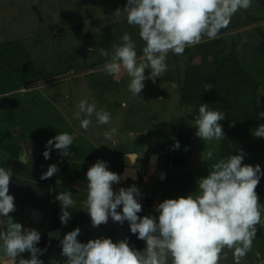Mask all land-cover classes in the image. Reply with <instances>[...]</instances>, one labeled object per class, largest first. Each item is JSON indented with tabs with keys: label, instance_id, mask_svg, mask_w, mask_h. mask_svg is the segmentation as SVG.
<instances>
[{
	"label": "clouds",
	"instance_id": "9594fccd",
	"mask_svg": "<svg viewBox=\"0 0 264 264\" xmlns=\"http://www.w3.org/2000/svg\"><path fill=\"white\" fill-rule=\"evenodd\" d=\"M252 5L253 0H127L123 10L127 13V23L138 27L139 37L145 42L143 56L138 57L135 42L130 34L125 33L122 42L113 44L110 51L101 49L100 55L105 57L103 71L113 77L126 72L130 78V93L140 96L146 79L155 83L166 72L170 52L179 56L186 48L202 43L205 38L215 40L238 11H246ZM89 51L93 52V49ZM146 69H150L147 76ZM213 87V84L206 83L205 92ZM76 109L73 118L85 131L90 127L93 115L101 125L111 123V114L104 109L97 111L96 104L89 103L87 99L80 100ZM259 116L264 117V112ZM224 119V111L211 109L207 103H202L194 121L195 135L203 141L224 140L225 133L219 123ZM252 134L264 138V124ZM116 135V128L103 133L106 140ZM72 144V135L59 133L48 140L43 156L49 159L53 147L62 156H69ZM179 147L177 141L175 148ZM124 155L133 164L139 157L136 153ZM213 156V151L208 150L206 159L211 161ZM21 160L26 163L27 157L22 156ZM243 160L242 150L217 160L211 165L208 175L198 180L197 195L165 199L161 203L156 200L158 205L154 211L142 209L137 201L141 195L134 186L137 184L128 179L120 181L123 168L117 174L108 170L106 162L97 161L86 173L88 183L84 209L91 218L92 227L106 224L109 217L120 224L127 221L131 233L143 240L146 247L142 251L132 248L127 238L115 243L110 238L82 243L78 240L81 230L76 228L60 240L61 255L67 258L65 264H221L227 258L225 249L232 252L234 264H241L252 251L257 226L264 225V204L259 202L256 192L264 173L260 165L243 164ZM146 168L147 165H143L138 180H145ZM58 170L57 165H49L41 179L51 178ZM12 176L11 168L0 167V256L3 257L0 264H43L40 256L46 249L37 247L40 232L14 222L10 215L15 211L14 196L9 194ZM116 183L121 187L118 192L112 188ZM128 183L133 186L124 187ZM55 199L61 205V224L66 225L71 218L69 210L75 208L76 201L69 191L58 193ZM149 199L150 202L155 200ZM145 211L158 212L159 215L143 216ZM140 212L143 217L138 216ZM24 253H30V258H23ZM50 264L60 262L52 259Z\"/></svg>",
	"mask_w": 264,
	"mask_h": 264
},
{
	"label": "rangeland",
	"instance_id": "374dc122",
	"mask_svg": "<svg viewBox=\"0 0 264 264\" xmlns=\"http://www.w3.org/2000/svg\"><path fill=\"white\" fill-rule=\"evenodd\" d=\"M126 3L127 0H0V90L8 88L17 80H19V89L15 92L34 89L44 92L45 86L65 83L81 76V78L87 77L88 81L92 80L90 74L102 70L105 63V57L100 55L101 49L110 51L113 44L122 42L121 38L125 33L130 34L136 44L138 57H142L145 42L139 37L138 27L127 23V13L123 10ZM238 21H241V18L235 14L229 26L222 29L219 35L228 40L237 38L240 44H245L254 42L255 26L264 28L263 21V23L237 27ZM58 39L59 44L56 43ZM48 44L58 45L62 49L72 47L77 52L81 51L85 69L73 71V75L69 71L54 78L57 74L56 69L52 70V65L46 64L47 71L39 72L37 63L39 58L44 61L45 54L49 52V47L46 48ZM90 48L93 52L89 51ZM174 56L181 58L183 54ZM172 57L173 55H168L167 65ZM149 72L150 69H146L145 75L147 76ZM82 82L84 86L81 88H72L73 108L64 106L62 109L65 112L59 108L62 117L72 126L70 135L73 136V144L69 148L70 155L62 156L60 151L53 147L50 151V158H54L51 164L48 163L50 158L45 159L43 156L44 151L47 150V142L66 131L55 128L48 130L44 126H39L37 130L32 125L28 127L29 133L22 138L21 132L25 129V125L19 122L20 125L8 128L7 124L12 96L0 99V167L11 168L13 177L43 182L42 174L47 172L49 165L55 164L59 169L58 172L51 178L45 179L52 189L59 183L70 184L87 192L86 173L97 161L106 162L108 170L112 171L111 163L119 161L123 152L135 151L140 156L136 167L142 169V165H147L148 161L147 154H143V151L147 149L145 145H150L151 149H158L166 156L178 152L186 157L187 164L184 168L176 169L170 165L166 173L173 177L184 178L190 186V194L194 196L198 194V180L207 176L211 165L219 160V141H203L195 135L197 128L194 121L187 120L180 114L176 87L167 80L165 74L158 77L155 83L146 79L140 96H133L130 93L128 89L130 78L123 71L117 77L111 76L112 85L113 82L116 85L114 87L110 85L107 91H99L90 84L88 86L91 90L88 91V86L85 88L87 81L83 79ZM50 93L65 96L66 90L52 88ZM79 93H86L89 96L86 99L98 97L97 111L100 109L108 111L112 117L111 123L101 125L93 115L90 127L86 131L80 128L79 121L73 118V110L80 101ZM9 94L11 93L0 95V98ZM45 97L48 100H55L50 95ZM258 102L259 113L264 112V93L258 94ZM130 104L132 110L137 106L140 113L136 118L127 121L121 114L131 109ZM142 104L147 108L146 110H143ZM127 107L128 109H125ZM259 119L260 125L264 124V117L259 116ZM111 128L117 129V135L111 140L104 139L103 133ZM9 130L12 131L14 139L19 137L17 140L20 145V156L23 154L27 157L26 163L2 161L1 146L6 143L5 132ZM179 131L191 133V140L187 145L179 143L180 147L177 149L175 143L178 141ZM260 145L262 173H264V138H260ZM208 150H212L214 154L211 161L206 159ZM181 196L187 195L176 193L173 188L165 185L160 202L165 199H178ZM118 210L122 211V209ZM72 225L73 221L69 220L62 228L71 229ZM257 227L252 251L246 255L241 264L264 263V225ZM225 252L227 258L223 259L221 264H234L232 252L227 249Z\"/></svg>",
	"mask_w": 264,
	"mask_h": 264
},
{
	"label": "trees",
	"instance_id": "16d2710c",
	"mask_svg": "<svg viewBox=\"0 0 264 264\" xmlns=\"http://www.w3.org/2000/svg\"><path fill=\"white\" fill-rule=\"evenodd\" d=\"M236 16L241 18V21L237 22V27L264 22V0H253V5L250 9L238 11ZM78 30L80 31V27ZM254 32V42L240 44L237 38L228 40L222 35H218L215 40L209 41L205 38L202 43L186 48L181 58L175 57L170 52L168 55H173V57L171 60H168V70L164 74L167 76V80L175 85L180 107L179 112L187 120L195 121V118L198 116L199 106L202 103H207L211 109L224 111L225 119L219 123L222 125L223 132L225 133V139L219 141V159L225 158L230 154L236 155L242 150L244 153L242 163L252 166L258 164L262 172L263 161L260 138L255 137L252 133L260 125L258 94L264 93V28L255 26ZM59 41L58 39L56 43L59 44ZM47 47H49V52L45 54L44 61L39 58V62L37 63L39 72L47 71L46 64L52 65V70L56 69L55 72L57 74L54 75V78L69 71L78 72L81 69H85L86 65H84L81 51L77 52L72 47L62 49L58 45L48 44L46 45ZM90 75H92V80L89 81L87 77L81 78V76L72 78L65 83L62 82L53 86L48 85L43 87L45 88L43 91L55 98L53 100L55 102L48 100L45 97L47 95H44V92L38 89L15 92L19 89V80L13 82L8 88L0 90V95L11 93L0 99H7L6 97L12 96L7 123L8 128L20 125V123L21 125H25L24 130L20 128V131L22 130V138H25L26 133H29L28 127L32 125L37 130H39V126H44L48 130H53V128L63 129L71 134L72 126L62 117L61 110L65 112L62 109L64 106L73 108L74 95L72 88L84 86L83 79L87 81L85 88L90 84L99 91H107L106 89H109L108 87L112 85L111 76L107 75L103 69L97 70ZM206 83H211L215 87L205 92L204 86ZM115 85L113 82L112 86L114 87ZM52 88H65V96H57L54 93H50ZM87 90L90 91L91 88L88 86ZM78 96H80V100L89 97L86 93H79ZM87 100L89 103H95L97 106L99 98ZM130 105L131 109L128 112L126 111L125 114H121L125 116L127 121L136 118L140 113V109L137 106L136 109L132 110V104ZM141 107L143 110L147 109L143 104ZM125 109H128V107ZM76 110L74 109L73 113ZM233 121L235 122L234 124ZM13 136L12 131L5 132L7 141L1 146V150L3 151L2 161L6 163L12 161L21 164L19 161L20 145L17 140L19 137L14 139ZM177 140L181 145H187L191 140V133L179 131ZM145 146L147 149L143 151V154H147V158L150 153L161 152L158 149H151L150 145ZM132 153H135V151ZM124 154H127V152H123L122 155ZM168 157L169 165L172 168L182 169L187 164L186 157L181 153L176 152L168 155ZM119 158V161L111 163L112 172L117 174L121 171L122 157ZM53 160L54 158L51 157L48 163L51 164ZM43 182L45 183L46 181L43 180ZM165 185L173 188L179 194L189 195L191 192L190 186L184 178L173 177L167 174L164 187ZM52 190L50 200L51 205L54 207V225L57 220L58 225L62 228L64 225L61 224L59 218L62 210L60 202L55 199L56 195L69 191L72 193V198L75 201L85 202L87 192L77 189L70 184L59 183L55 184ZM256 192L259 196V202L263 204V175H261ZM69 211L71 212V221L82 216L76 211ZM67 229L62 228L65 234L69 232ZM40 234L41 239L37 247L46 249L47 251L48 239L44 233ZM144 244L141 251L146 247ZM46 251L40 256V259L43 258ZM22 255L25 259L30 258V253Z\"/></svg>",
	"mask_w": 264,
	"mask_h": 264
},
{
	"label": "water",
	"instance_id": "95a60500",
	"mask_svg": "<svg viewBox=\"0 0 264 264\" xmlns=\"http://www.w3.org/2000/svg\"><path fill=\"white\" fill-rule=\"evenodd\" d=\"M137 155V154H136ZM19 161L22 162L21 157ZM138 156V155H137ZM126 155H123L124 167L120 173L121 182L126 179L133 184H138L143 191L146 192L148 198L155 200H161L164 182L166 178V171L169 168L168 157L162 153H150L147 161V168L145 173V180H138L135 163L130 165L126 161ZM137 161V160H136ZM129 169L134 174L127 173ZM126 178V179H125ZM50 186L34 181H29L17 177H11L9 194L14 196L15 211L10 213L14 222L21 223L25 228H34L40 233H44L47 239L57 242L59 250L58 255L53 257L65 264L66 257L61 255L62 247L60 240L62 239L61 229L54 227L53 212L49 210L50 206ZM144 216L151 215L156 216V212H144ZM143 217V216H140ZM80 228L81 234L78 236V240L82 243H87L89 240L97 238H110L112 241L118 242L127 238L128 243L138 241L136 234H132L130 226L127 221L123 224L113 222L111 217L106 224H102L99 227H92L91 218L85 210L83 217L73 220V227L67 229L69 232ZM52 252L50 253L51 256ZM3 257L0 256V259ZM50 259V261L52 260ZM48 261L46 264H50ZM264 264V263H262Z\"/></svg>",
	"mask_w": 264,
	"mask_h": 264
},
{
	"label": "crops",
	"instance_id": "0c3cea01",
	"mask_svg": "<svg viewBox=\"0 0 264 264\" xmlns=\"http://www.w3.org/2000/svg\"><path fill=\"white\" fill-rule=\"evenodd\" d=\"M122 157V156H121ZM87 163H88V161H87ZM143 166V165H142ZM124 167V164H123V158H121V169ZM113 186H114V184H113ZM130 186H133V185H131V184H126V185H124V187H126V188H128V187H130ZM134 186H136V185H134ZM137 187V186H136ZM137 188H139V187H137ZM77 189H79L78 187H77ZM113 189H114V187H113ZM53 190L51 189L50 190V193L52 192ZM163 193H164V189H163ZM162 196H163V194H162ZM161 199H162V197H161ZM161 200H159V203H161L160 202ZM84 207H85V202H79V201H76V206H75V208H73V209H70L71 211H76V212H78V213H80V215H82L81 217H83V213H84V211L86 210V209H84ZM49 210L50 211H52L53 213H54V207H53V205L51 206V200H50V206H49ZM157 214H156V216L155 217H158V215H159V213L158 212H156ZM144 216V215H143ZM55 223V222H54ZM54 227L55 228H59V229H61L62 230V228L58 225V223H57V220H56V224L54 225ZM61 233H62V236H64L65 235V232L62 230L61 231ZM63 238V237H62ZM134 243V242H133ZM145 245V244H144ZM129 246L130 247H132V248H135V249H137V250H141L142 249V246H143V244H129ZM58 250H59V247H58V244H57V242H54V241H51V240H49L48 239V248H47V251H46V253H45V255L43 256V258L41 259L42 261H43V264H46L48 261H50V259H52L53 257H55L56 255H58ZM52 252V254H51V256H50V253ZM65 260H67V258L65 259Z\"/></svg>",
	"mask_w": 264,
	"mask_h": 264
},
{
	"label": "built area",
	"instance_id": "2783aa9c",
	"mask_svg": "<svg viewBox=\"0 0 264 264\" xmlns=\"http://www.w3.org/2000/svg\"><path fill=\"white\" fill-rule=\"evenodd\" d=\"M82 72V71H81ZM73 75V71L70 72ZM121 187L118 186V184H115L114 192H118ZM140 190L141 195L137 197V201L141 203L142 209L154 211L156 208V205H158V202L156 200L150 202L147 194L145 191H143L141 188H138Z\"/></svg>",
	"mask_w": 264,
	"mask_h": 264
},
{
	"label": "flooded vegetation",
	"instance_id": "af4514ba",
	"mask_svg": "<svg viewBox=\"0 0 264 264\" xmlns=\"http://www.w3.org/2000/svg\"><path fill=\"white\" fill-rule=\"evenodd\" d=\"M140 160V156L138 157V159H137V162H136V164H135V167L137 166V164H138V161ZM136 173H137V178L138 179H140L141 178V175H142V169H138L137 167H136ZM38 183H42V182H38ZM42 184H47V185H49L50 186V189H52L51 188V185L47 182H43ZM138 185V184H137ZM139 186V185H138ZM52 193V192H51ZM51 193H50V198H51ZM140 215H142L141 214V212L140 213H138V216H140ZM129 244H144V241L143 240H138V241H136V242H134V243H129Z\"/></svg>",
	"mask_w": 264,
	"mask_h": 264
},
{
	"label": "bare ground",
	"instance_id": "6f19581e",
	"mask_svg": "<svg viewBox=\"0 0 264 264\" xmlns=\"http://www.w3.org/2000/svg\"><path fill=\"white\" fill-rule=\"evenodd\" d=\"M126 161H127V163H129L130 165H132L133 163H131L130 161H129V159L126 157ZM146 172V171H145ZM127 173H129V169H128V171H127ZM129 174H134L133 173V171H130V173ZM126 179V178H125Z\"/></svg>",
	"mask_w": 264,
	"mask_h": 264
}]
</instances>
